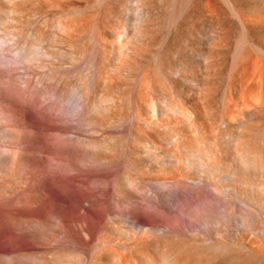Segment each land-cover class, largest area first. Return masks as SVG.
<instances>
[{
  "label": "bare ground",
  "instance_id": "6f19581e",
  "mask_svg": "<svg viewBox=\"0 0 264 264\" xmlns=\"http://www.w3.org/2000/svg\"><path fill=\"white\" fill-rule=\"evenodd\" d=\"M135 1L137 7L144 11L142 23L139 22L141 25L138 29L133 28L132 34L137 33L135 40L131 38L130 42L129 34L122 36L124 41L121 36L118 39V31L115 32L111 24H108L111 27L109 38L96 31L99 34V38L96 36L99 42L97 51L100 50L97 82L92 93L86 92L88 96L86 94L82 109L84 117L81 116L86 122H98L96 114L99 113L100 118L101 113L106 123L113 118L108 125L115 117L120 120L124 113L134 114L133 130L138 136L132 135L135 139L131 137L130 142L134 141L132 145L130 143L132 147L128 144L130 154L126 153V157L132 155L129 162L132 161L133 166L99 169L101 167L78 164L65 170L61 175L63 178L56 172L58 175H54V180L58 176L63 181L58 178L56 182L75 189L78 195L103 190L101 197L93 202L96 207L84 209L88 215L91 212L98 214L93 221L95 225L86 232L72 228L66 236L67 242L49 248L43 238L50 225L48 222L45 225V220L36 216L27 226V235L41 247L40 238L43 237L42 243L49 249L41 252L45 256H38L44 257V264H264V0ZM126 5L129 6L128 0H0V27L6 21L12 25L16 23L14 20L32 11L70 8L117 14ZM6 18L10 20H4ZM118 19L116 22L120 21ZM65 27L70 31L63 29L68 33L65 36L63 32V35L69 46L76 51L83 50L87 26L84 30L82 25L75 28L67 22ZM73 30L79 31V35L73 36ZM119 47L123 48L120 55ZM115 53L113 61L126 69L124 74L119 72L120 68L114 67L115 62H110L111 54ZM2 62L0 57V102L2 92L9 91L6 92L10 93L13 129L6 132L0 123V144L7 139L14 146L19 102L15 86H18V80L12 75V62ZM4 72H7V77L11 76L8 82L12 84L11 92L6 85L8 83L2 82ZM78 77L74 78L76 82ZM2 86H5L4 91H1ZM126 88L130 89L131 95L125 91ZM103 93L105 97L100 95ZM128 96L130 101H127ZM98 98L99 101L103 98L102 102L104 100L106 104L103 112L98 108ZM162 102L165 108L154 119L157 114L154 110ZM127 105L130 107L128 112ZM59 106L55 104L51 108L55 110H51L54 115L51 114L52 123L55 114L58 116L64 112V108ZM66 114L65 111L61 117ZM139 120L145 125L142 126ZM56 121L59 122L58 119ZM220 123L224 127H220ZM52 135H56L55 132ZM106 138L103 140V137L102 141L96 138L97 142H103H99L101 148L95 138L89 139L91 144L84 143L89 148L98 145L93 152L95 158L108 163L109 157H114V151L120 146L110 142L113 137ZM140 138L159 148L164 147L166 153L168 149L172 155L175 153V158L171 155L175 163L165 168V165L155 167L153 162L163 154V149L158 154L157 148L152 150L150 147L153 145L144 144ZM107 141L110 145L106 144ZM52 144L61 146L55 141ZM140 144L146 147L142 148ZM74 145H67L60 151L79 163L81 157L75 148L77 145ZM136 157L139 163L135 162ZM164 157L159 159L163 161ZM199 158L203 162L198 161ZM17 159L15 148L9 155L0 150V188L4 164H15ZM58 171L61 173L63 170L59 168ZM140 176H148L147 181L149 177H152L150 180L164 179L162 184L166 183L165 179L173 178L189 182L182 185L177 179L182 187L179 185L176 205L168 208V199L159 192L152 197L138 196L135 190L128 188L133 183L139 184L137 177ZM198 178L204 182L206 191L189 185L190 181ZM34 200L37 205L43 200L38 188L34 191ZM77 207L79 204L76 202L74 208ZM127 210L142 218L149 217L151 222L139 221L141 225H136L123 215ZM102 212L106 213L103 220ZM42 228H45L44 234L40 230ZM36 262L40 264L38 260Z\"/></svg>",
  "mask_w": 264,
  "mask_h": 264
},
{
  "label": "rangeland",
  "instance_id": "374dc122",
  "mask_svg": "<svg viewBox=\"0 0 264 264\" xmlns=\"http://www.w3.org/2000/svg\"><path fill=\"white\" fill-rule=\"evenodd\" d=\"M128 1L129 6L126 5L127 7L125 6L123 7V9H120V11L118 10L117 14L116 12H105L101 10L80 11L70 8L48 9L41 12L32 11L30 12L31 14L27 12L25 13V15L23 14L22 16H20L17 20H14L16 21V23H13L14 21L11 20V23H13L14 25H8L10 21H6L8 24H6V22H3L2 27H0V57L5 64H7V62L10 64L12 62V75L14 74L15 80H18L16 81L18 82V86L15 87L18 91L17 94L19 93L17 95V98L19 97V102L17 101L16 108V145L13 146V142L7 139L0 144V150L3 154L9 155L14 148L16 149L18 154V159L15 164L10 162L4 164L3 174L1 177L0 264H34L36 260H38L40 264H44L45 260L42 259L44 257H39L40 254H42L41 252H47L50 247L60 246L61 243L64 244L65 241L67 242L66 236L71 231L70 229L80 228L84 232L93 229L92 226L95 225L93 221H96L98 214L91 212L90 215H88L85 213L84 209L95 208L96 206L93 204V202L96 200V198L101 197L103 190H96L97 192L94 194H76L74 191L75 189L69 186H64V183L62 185L60 184L63 180L58 176L61 177L62 173L65 172V170H69L71 169L70 167L76 166L78 164L83 167H101L99 169H103L104 167V169H120L133 166L132 161L129 162L132 158V155H128V157H126V153L130 154L129 150L131 148L128 149V146L130 145V143L131 145L133 144V139V141L130 142L132 135L134 133L135 137L138 135H136L137 133L133 130V120L135 117L134 114H127V112L130 110V107H128L129 104L127 105L129 109L127 107L126 108L128 110L125 109L127 112L124 110L127 115H125V113L123 112L124 115H122L121 119L119 120L118 117H115V119L112 120V124L110 123L107 125V123L113 118H109L110 120L108 121L105 119L107 123L102 118L101 113L100 118H98L99 111L97 112V108L95 109V111L98 113L96 114V117L100 122L97 119L96 120L98 122L94 120L86 122L84 118H81V116L83 115L82 109H84V103H86V94L88 93V91L89 94L94 91L97 82L99 68L98 60L100 58L98 56H100V50L97 51V49H99L97 48L99 46V42L97 41L96 36L99 38V34H97L96 31L101 33L103 32L102 34H100L105 35L104 37H106L110 35L109 33L111 32V27H114L115 32L118 31L116 33L118 39L120 38V36H127V34H129L127 38L130 40V42L131 38H134V40L137 38V33L135 34L134 32L135 36L132 34L134 31L133 28L138 29V27L141 25L139 22L142 23L141 18L144 17V13H142L144 11H142L140 7H137L135 0ZM126 3L128 4L127 1ZM103 12H105V16L103 15ZM27 14L29 16H26ZM27 17H29V20H27ZM102 17H104L105 19ZM117 18H121L120 21L116 22ZM4 20L10 19L6 18ZM112 21H115V23H112ZM67 22H71L75 28L79 25H82L84 30L85 26H87V30L85 31L86 37L83 43L84 47L82 46L83 50L82 48L80 51L72 49L69 46L68 41L65 40V36L70 33V31H67L68 28L65 27ZM108 24H111V27H109ZM104 25L106 28L109 27L110 29H106ZM103 28L106 29V31ZM63 29L68 33L63 31ZM98 29L100 31H98ZM137 29H135L136 32ZM63 32L66 33L65 36L63 35ZM72 35H79V31L73 30ZM123 37L121 38L122 41L125 40H123ZM106 38H109V36ZM127 38L126 40H128ZM119 48L121 49V47ZM119 48L117 49V51L120 50ZM122 49L120 50V52L118 51L119 54L117 53V51L116 53L120 55V53L123 51ZM116 53L115 55L111 54V56L113 55L110 61L111 64L116 61H113L116 57ZM9 58H11L12 61H10ZM114 64V67L117 70L119 68L121 69V71L119 72H122L123 74L127 72L124 67L119 66L116 62ZM73 76H80V78H78L79 80L82 79L80 81H83L81 82L83 86L79 82V80H77V82H79L78 84L75 81L77 77H74V79ZM4 77H7V72H4L2 74V82L8 83L11 80V76L10 78L7 77V80ZM5 83L2 84L4 85ZM10 84L11 83H8L6 85H8L7 87L10 88L8 90H10L11 92L12 84ZM4 89L5 86L1 91H4ZM6 91L5 93L2 92V103L0 102L2 114V116L0 114V123L6 132H11L13 129V125L11 122V101L10 93H7L9 91ZM125 91L128 93V95H131V93L128 92L130 91V89L126 88ZM6 95L9 96L7 97ZM100 95L104 96V93ZM101 96H99V98ZM125 96H127V94H125ZM99 98L96 101L97 103L99 101ZM103 98L100 99L101 102ZM100 101L99 105L97 103L96 104L98 105V108H101L100 111L103 112V107L105 109L106 104L103 103L104 100L102 102L103 105L100 103ZM127 101H130V97ZM55 104L56 106L60 105L59 107L64 108V112L62 114L59 113L58 116V113L55 114V119H58L59 122L53 118L54 120L52 123V120L50 121V119L54 115L51 113V110H55L54 108H51L55 106ZM162 105L157 104V107L155 106L156 108L154 112L157 114L154 113V119L161 113L163 108H165L164 102H162ZM160 106H162V109L160 108ZM59 107H57V109H60L59 111H61V108ZM65 111L67 114L62 118L61 116L65 114ZM82 117H84V115ZM101 118L104 122L100 120ZM116 118L118 119V121H116ZM54 121L56 123L58 122V125ZM64 121L67 122L65 123ZM139 122L143 124L142 126L145 125L143 121L139 120ZM221 125L223 126L224 124L220 123V127H222ZM54 132L56 135H52ZM106 136L108 138L110 137L111 139L113 137L114 140L111 141L109 139L110 142H114L120 147L122 146L121 148L118 147L114 151V153H117L114 154V157H109V160H107L108 163L103 159L95 158L93 152L96 145H94V147H91L93 148L92 150L91 148L86 146L87 144H91L88 143L90 138H95L94 140H96V138H101L102 141L103 137V140L107 139ZM116 138L119 139L115 140ZM132 138H134V136ZM120 139L121 141L119 142ZM140 140H144L142 142H145L144 144L148 143V146L153 145L149 141H145L144 138H140ZM53 141H55V143H61V146L58 145L56 147L57 144L53 146ZM101 141L99 142L103 143ZM84 142L87 144L85 145ZM99 142H97V144H99V146H97L101 148ZM108 142L109 141H107L106 144L110 145V143ZM63 143H65V146H73L74 144V146L77 145L75 148L77 149V152L81 157L79 163H75L74 161L66 157L64 151H60L64 150L62 149L65 147L63 146ZM118 143H122V145H119ZM144 144H140L142 148L145 146ZM156 146L158 145H153V147L150 148L152 150L153 148H157L155 151L158 154H160L159 152L162 151V153L164 154L165 151L164 155L166 157H164L163 154H160L157 159L158 161L156 160V163L153 162L155 167L162 168V165H165L163 166V168H165L175 163V153L172 155V152H168L170 151L168 149L167 153H170L169 156L166 153V149L164 150V147L159 148L160 146ZM92 155L94 157H92ZM171 155L174 158H172ZM160 156L162 158L164 157L163 161L162 158L159 159ZM135 160H137L135 161L136 163H139L137 157L135 158ZM198 161L203 162L200 158L198 159ZM201 162L199 163L200 165ZM203 166L205 165L203 164ZM59 168L63 170L61 173L58 171ZM54 175H58L56 176V181L60 179L61 182H56L54 180ZM146 177L142 176L143 179L146 178L144 180L141 178V176L137 177V180H139L137 182L140 183H137L138 185L133 183L135 185L131 184V187L128 186V188L133 191L135 190L134 193H136V195L138 196H140L141 194V196L151 195L152 197V195L155 196L159 192L160 195H164V197H166V200L168 199L166 202L168 208H172V206L174 207L176 205V194L182 187L180 184L183 185L187 181L184 180L182 182L183 179L181 178H173L172 180L165 179L166 183L162 184L161 182H164V179H157L160 180V182H158L155 178L150 180V178L152 177H149V181H147L148 176ZM61 178H63V176ZM177 179H180V184V181H177ZM152 180L154 182H152ZM201 180L199 178L195 181L192 180L190 181L191 183L189 185L195 188H201L200 190L206 191L207 188L206 186L204 187V182H202ZM188 182L189 181H187L186 184H188ZM162 187H165V189ZM36 188L40 190V196L43 198L40 205H37L34 202V191ZM160 191L162 193H160ZM76 202L79 204V207L74 208V203ZM105 214V212H102V220L105 218ZM123 215L133 220L136 225H141L140 222H151V219L149 217H147L148 219L146 217H139L137 213L132 210H127L123 213ZM36 216H39L41 219H43V221L45 220V225H47L46 222H48V225H50V228L46 229L49 230V232L46 231L45 233V228L44 230L43 228L40 229L41 231H43V234L45 233V237H47V239L45 237L43 238L42 236L41 238H43V240L45 239L44 243H48L47 246L49 248L46 246V244L42 243L41 238L40 244L42 245V247L40 245H36L27 235V226L29 225V223H32V220ZM48 237L52 241H50ZM56 242L58 244H54ZM52 243L53 245H50ZM44 254H42V256H45ZM37 263L38 262H36V264Z\"/></svg>",
  "mask_w": 264,
  "mask_h": 264
}]
</instances>
